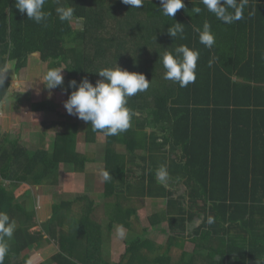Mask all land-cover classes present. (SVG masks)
Segmentation results:
<instances>
[{
	"label": "trees",
	"instance_id": "1",
	"mask_svg": "<svg viewBox=\"0 0 264 264\" xmlns=\"http://www.w3.org/2000/svg\"><path fill=\"white\" fill-rule=\"evenodd\" d=\"M184 4L171 18L161 12L160 0H143L141 8L121 0H47L50 15L44 26L27 19L15 0H0V81L9 62L15 63L19 75L36 53L49 69L65 68V82L55 93H70L73 79L87 77L95 84L100 77L94 72L116 64L151 81L146 92L128 100L135 113L132 126L107 136L105 170L113 179L102 193L104 204L95 202L87 214L73 215L74 202L63 200L52 204L46 222L37 225L35 212L19 200L18 193L25 197L31 186L57 185L62 163L84 173L95 161L76 151L80 123H69L64 113L50 110L52 101L46 97L51 90H43L32 108L33 124L43 128L38 149L0 135V212L16 223L3 264H30L31 252L50 238L60 241V249L49 264H124L129 257V264H160L166 256L156 260V251L154 257L134 253L139 236L123 245L117 262L106 257L104 245L112 240L118 206L135 213L131 202L147 198L166 201L160 219L168 224L174 253L180 251L176 264H264V0H248L245 18L230 25L218 21L201 0ZM60 7L74 9L71 20L59 19ZM193 7L201 12L194 14ZM205 20L215 34L211 48L200 43L195 31ZM177 22L184 28L183 38L168 34ZM180 45L200 53L196 82L185 88L163 78L159 59V54ZM67 49L74 52L73 58ZM9 88L5 82L0 86V103ZM85 124L86 139L93 142L102 132ZM49 129L57 131L51 147L44 144ZM116 145L125 153L113 150ZM162 165L169 183L157 180ZM15 183L16 190L10 191ZM101 206L102 212L97 210ZM101 215L108 224L102 225ZM35 225L41 231L31 233ZM98 229L106 231L100 239ZM188 239L199 244L192 252L183 251ZM18 257L20 261H12Z\"/></svg>",
	"mask_w": 264,
	"mask_h": 264
},
{
	"label": "rangeland",
	"instance_id": "2",
	"mask_svg": "<svg viewBox=\"0 0 264 264\" xmlns=\"http://www.w3.org/2000/svg\"><path fill=\"white\" fill-rule=\"evenodd\" d=\"M110 6L112 5L109 2L108 8H110ZM118 17L122 18L120 14H118ZM80 26L81 25L77 27ZM97 43L98 45H100V43H104V45L106 44V42ZM67 50L68 55H72L71 57L73 58L74 52L70 49ZM62 66L63 65H61V67ZM15 67L16 66L14 62H9L7 64V69L1 79V81L5 83L8 82L10 84V88L8 90L7 97L2 99L0 103V135L2 136L4 134H9L11 135L10 138L13 141L18 140L21 146H24L29 150H36L42 145L41 133L43 132V128L41 125L36 126L33 124L32 120H35V113L33 112L32 108L33 104L38 101V96L43 92V90L44 92L48 90L44 83V77L47 71L50 69L48 66H45V64H42L39 58V53H36L30 57L26 70L22 71L21 74L18 75V73H15ZM62 74L65 82L66 72L62 71ZM78 79L79 81L81 80V78ZM68 94L70 93L63 90L59 91L58 93H55V89L47 91L46 98L52 101L49 102L51 105L50 110L59 112L60 114L64 113L66 117L65 119L69 123H80L76 134V151L83 154H90L93 156V158H95V161L94 163L87 165L84 173L76 172L70 163L64 162L60 167L59 181L57 185L53 187L48 185L31 186V188L26 192L25 197H22V194L18 193L19 200L23 201L27 208L35 212L39 222L37 225H41L42 223L46 222L45 218L50 214V208L52 204L63 200L74 202L72 208L75 212L73 215L75 216H78V214L89 213V211H91L94 207L95 202L97 204H104L101 199L103 198L102 193L106 188V182L102 181L100 173L102 170H105L106 166L105 155L107 151V136L103 133H100L96 135L93 142L86 139L87 127L85 122L75 116L68 115L63 106L64 101L68 98ZM47 118L48 116L46 113L41 116L43 121H45ZM54 119L60 120L59 115H56ZM60 131L63 130L61 129ZM56 132L57 131L53 129L48 130L44 142L45 145H52ZM7 147L10 148L11 145L9 144ZM112 149L116 150L118 153H125L126 151L122 145L113 146ZM165 183H169V178H167ZM7 184L9 185L10 182H7ZM18 185L19 183H15V186L14 184H11L10 191L16 190ZM84 196L89 198L91 196V198H82ZM131 204L134 205V209L136 210L135 213H127L122 208H120L121 206H118V210L116 211V224H114L113 228L112 242L114 238L116 245H126L132 239L140 236L143 240H141L140 244L138 245V250L135 249L134 253L143 254L145 252L156 251L155 253L157 254L154 257L156 260L160 257L166 256L165 258L160 259V264H170V261H173V263L176 264V258L179 256L177 254H180V251L177 252V254L174 253L176 247L170 245V236H168L170 231L168 230V224L164 221H161L160 219V215L166 211V201L164 199L151 198H147L145 201H138L137 199H134ZM103 207L104 206H101L97 210H101L102 212V210H104ZM5 211H7V209H5ZM105 218V215H101L99 218L102 221V225L109 223V221ZM37 225L30 229L31 233L41 231V227ZM121 226L124 230L123 237L118 235V229ZM128 229H131L130 235ZM56 232L58 233V231ZM45 234L47 235L46 232ZM104 234H106L105 229H98L95 231L97 239H100ZM144 234L145 237L143 236ZM174 243L176 242H173L172 244ZM161 245H164V249H158V247ZM168 245L169 247L167 250L165 248ZM198 246L199 244L197 242L188 239L185 243L183 251L192 252L193 250L197 249ZM111 247L109 250L107 249L106 257L109 259V261L115 263L117 262V258L113 257L115 252H113V248ZM59 249L60 241H54L51 238L49 241L43 240V244L39 247V249H34L31 252L30 264L42 262L49 264L51 256H53L56 252H59ZM122 250L123 246H121L119 249V254ZM18 260L20 261L21 257H18L12 261L15 262ZM130 261L131 260L129 257L128 260L124 262V264H129ZM200 263L205 264V261H201Z\"/></svg>",
	"mask_w": 264,
	"mask_h": 264
},
{
	"label": "clouds",
	"instance_id": "3",
	"mask_svg": "<svg viewBox=\"0 0 264 264\" xmlns=\"http://www.w3.org/2000/svg\"><path fill=\"white\" fill-rule=\"evenodd\" d=\"M131 8H141L143 0H121ZM47 0H15V7L26 13L27 19L37 24L47 26L50 15L45 10ZM163 15L173 18L178 10L185 8L184 0H160ZM207 11L215 16L218 21L230 25L244 19V11L248 0H201ZM192 12L199 14L200 7H193ZM61 21H69L73 17L74 9L71 7H60L57 9ZM199 41L205 47L211 48L215 44V34L212 32L211 24L205 20L202 28H196ZM184 28L181 23H176L168 28V34L175 38H183ZM200 53L187 45H180L173 52L165 51L159 59L165 69L164 79L173 81L181 88L195 83L197 79V62ZM63 67L50 69L44 77L46 87L51 90L61 87L64 83L62 74ZM100 79L93 84L87 77L80 81L75 79L69 81L68 89H72L63 106L68 115L91 125L93 131L102 132L106 136H117L126 132L132 126V117L135 113L128 107V100L137 93L146 92L151 81L146 79L143 73L130 72L122 69L117 64L114 68H102L97 72ZM5 79V77H4ZM3 81H0L2 86ZM67 92V89H64ZM102 181L113 179L107 170H102ZM157 180L165 183L168 178L166 166H161L156 172ZM210 224L214 221L210 218ZM16 230V223L5 212H0V264H3L8 254V240L11 239ZM118 235L124 236L121 226Z\"/></svg>",
	"mask_w": 264,
	"mask_h": 264
},
{
	"label": "crops",
	"instance_id": "4",
	"mask_svg": "<svg viewBox=\"0 0 264 264\" xmlns=\"http://www.w3.org/2000/svg\"><path fill=\"white\" fill-rule=\"evenodd\" d=\"M17 77V76H16ZM8 83V82H7ZM114 228V227H113ZM129 230V235H130V230L131 229H128ZM144 237H145V234L143 235ZM168 236H169V234H168ZM140 237V236H139ZM133 240V239H132ZM141 240H143V239H141ZM169 240V239H168ZM112 247H111V246ZM105 246H107L108 247V250L110 249V247L111 248H113V252H115V254H113V257H115V258H117V260H118V257L120 256V254H119V249L121 248V246H123V244L121 245V244H118V245H116L115 244V240H114V238H113V242H112V240L111 239H109V240H107L106 239V242H105ZM163 246L164 245H161L160 247H158V249H160V248H162V249H164L163 248ZM124 247V246H123ZM165 249H167L168 250V246L165 248ZM122 252V251H121ZM148 254H151L150 256L151 257H154V254H153V252H147ZM149 263V262H148Z\"/></svg>",
	"mask_w": 264,
	"mask_h": 264
}]
</instances>
